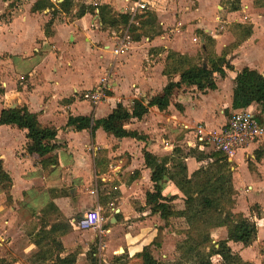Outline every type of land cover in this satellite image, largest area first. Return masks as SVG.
Returning <instances> with one entry per match:
<instances>
[{
	"label": "crops",
	"instance_id": "1",
	"mask_svg": "<svg viewBox=\"0 0 264 264\" xmlns=\"http://www.w3.org/2000/svg\"><path fill=\"white\" fill-rule=\"evenodd\" d=\"M64 1L0 0V89L4 90L0 95V115L4 109L27 106L38 115L43 127L59 130L57 143L62 145L49 155L56 163L44 168L42 159L31 149L26 130L15 125L0 126V164L13 182L10 202L6 194L0 193V245H5L3 242L13 248L16 244L25 245L16 242L26 241L24 231L30 228L32 215L54 203L65 219L77 223V226L72 224L73 231L59 238L66 249L61 257L79 249L76 263L86 264L91 258L94 239L92 234H87L89 230L80 229L84 217L81 213L96 206L103 210L104 205L115 206L116 202L120 219L138 218V221L129 227L134 229L131 233L125 229L126 225H122L124 229L118 226L121 221L114 216L111 222L118 225L102 229L101 234L118 230L120 237L102 247L124 252L126 247L129 255L125 264H142L138 254L156 242L155 239L145 244L151 236L147 231L157 232L155 238L168 231L165 228L162 232L159 227L166 222L146 209V195L154 191V183L153 170L146 166L144 152L161 158L171 155L178 140L190 139L185 127L202 123L208 129L218 130L226 123V113L233 110L236 73L249 67L264 74V1L259 4L255 0H240V10L232 11L220 0H149V10L136 17L133 26L138 29L134 33L130 31L128 49L117 57L113 54L116 35L126 27L105 29L97 7L109 5L113 14L129 15L137 0H73L70 13L59 7ZM83 6L95 7V13L79 17ZM49 22H53L52 35L47 37L45 26ZM234 24L249 25L251 36L246 40L238 38L235 31H230ZM205 36L214 41L216 55L239 40L238 47L227 57L234 72L226 78H217L216 90L186 88L175 93L168 110L161 112L153 107L143 120L125 126L150 139H118L102 129L93 137L90 131L74 132L66 127L69 116L102 119L119 103L129 108L136 100L148 104L151 98L163 93L169 82L163 74L169 52L188 57L198 40L205 52ZM107 74L113 85L109 98L94 104L87 94ZM178 80L179 77L175 79ZM217 97H221V102L215 103ZM249 109L261 110L258 105ZM153 129L160 133H154ZM17 136L20 145L15 144ZM77 137H82L83 143L75 148L73 141ZM213 164L218 171L227 170L233 175L234 212L242 213L258 228L253 245L245 247L230 242V247L246 263L264 264V140L231 159L225 157ZM186 165L189 177L201 166L195 158H188ZM161 184L165 196H177L174 202L182 206L176 209L182 210L185 196L169 180ZM21 209L24 215L19 212ZM211 233L217 241L227 238V229L222 225L212 226ZM30 245L33 248L34 244ZM115 251L104 255L105 264L111 261ZM216 258L220 263L221 258Z\"/></svg>",
	"mask_w": 264,
	"mask_h": 264
},
{
	"label": "trees",
	"instance_id": "2",
	"mask_svg": "<svg viewBox=\"0 0 264 264\" xmlns=\"http://www.w3.org/2000/svg\"><path fill=\"white\" fill-rule=\"evenodd\" d=\"M72 6L73 0H65L59 5L61 11L65 13H70ZM240 7V0H235L230 10L238 11ZM97 8L105 29H119V27H127L130 24L129 15L113 14L109 5H99ZM87 13H95V7H81L78 16H85ZM52 25L53 22H49L45 26L47 37L52 35ZM133 25H131V31L136 32L138 27ZM139 25H142L141 21ZM236 26L245 30L241 39L246 40L251 36V28L246 29L243 25ZM205 39L204 53L208 59V65H197L187 56L169 52L163 72L169 82L163 93L151 98L148 104L136 100L129 108L119 103L109 116L102 119H95L92 116H69L66 127L74 132L90 131L93 137L97 130L102 129L118 139L132 138L137 141H146L148 139L146 135L127 130L125 127L127 123L143 120L153 107L161 112L168 110L175 93L186 88L196 86L201 91L216 90V79L226 78L229 73L234 72V67L227 60L226 53L217 56L210 51V43L213 45L214 41L207 36ZM237 44L239 45V41ZM177 77L179 80L175 81ZM3 93L4 90L0 89V95ZM254 105L260 106L261 114L264 116V74L244 67L234 77L232 109L234 111L245 110ZM3 125H15L26 130V138L30 141L31 149L42 159L41 163L44 168L56 163V160L49 155L61 149L62 145L57 143L59 130L43 127L39 123L38 115L32 113L29 107L18 106L4 109L0 115V126ZM186 150L187 152L181 147H176L171 155L162 158L148 151L144 152L146 166L153 170L152 181L154 183V191L146 195V209H149L151 214H158L166 223L172 218H181L187 225V229L182 233L185 238L177 245L179 257L175 264H214V257H220L221 264H249L232 250L229 243H241L245 247H250L257 241L258 228L242 213L234 212L236 190L233 185V175L231 172L223 173L216 170L213 164V161L225 158V155L216 152L207 154L198 148L188 146ZM188 158H195L201 164L191 177L188 175L186 165ZM165 180L172 182L185 196L182 210H177L173 205L177 196L163 194L161 183ZM12 185L11 178L3 171L0 164V187L10 192ZM51 211L56 214V220H50L48 214ZM43 213L45 215L40 227L39 239L34 242L38 251L31 257L32 263L46 264L57 254V259H54L53 264H76L75 253L61 257L66 249L59 238L73 231L72 224L77 226V223L75 221L71 223V220L65 219L54 203L44 209ZM115 216L119 221L120 214ZM214 225H222L227 229L226 239L214 241L211 233V227ZM152 246V244L145 246L138 254V257L142 259V264H161L154 257ZM90 257L91 264H98L96 258L92 255Z\"/></svg>",
	"mask_w": 264,
	"mask_h": 264
},
{
	"label": "rangeland",
	"instance_id": "3",
	"mask_svg": "<svg viewBox=\"0 0 264 264\" xmlns=\"http://www.w3.org/2000/svg\"><path fill=\"white\" fill-rule=\"evenodd\" d=\"M255 1H256V3L261 4V3H263L264 0H255ZM220 3H222L223 6L225 5L227 7V10H230L232 4L235 3V0H220ZM240 5H241V1H240ZM249 11H251V10H249ZM148 16H150V13L148 14ZM244 16H245V14L243 15V17ZM138 17H140V15ZM228 27H226V28H228ZM230 27H231L230 31L231 32L235 31V33L238 34V38L243 37L244 32H245L244 29L238 28L235 24L231 25ZM245 27H246V29L250 28L249 25H245ZM133 32H134V30H133ZM134 37H136V36L133 35V38ZM237 41H239V40H237ZM195 45H196V48L194 49V51L191 55H188V57L191 58L193 63H196L197 65H202V64L208 65V59H206V54L203 52L199 40L197 42H195ZM210 45H211L210 51L215 54L216 53L215 48L213 47L212 43H210ZM237 47H238V44H237V42H235V43L229 45L226 50L220 51L219 54H217V55H221V53L224 51V53H226V56L228 57L229 53L234 48H237ZM221 100H222L221 97H217L215 100V103L221 102ZM132 105H133V103L131 104V106ZM233 112H235V111L229 110L226 113L227 120L232 115ZM149 125L151 126L152 124H149ZM152 131H154V133H156V134L160 133V131L155 130V129H153ZM151 133H153V132H151ZM103 134H105V132H103ZM159 135L161 136V134H159ZM151 136H152V134H151ZM148 137H149V139L151 138L150 136H148ZM100 140L104 141V138H101ZM188 140L189 139H186L183 142V138H182V139H180V141L178 140V142L175 143V145L177 147H181L185 152H187L186 142ZM20 142L21 141L18 139V136H17V139L15 140V144L20 145ZM82 143H83V138L77 137L73 141V144H74L73 146L76 148L78 145H82ZM215 169H216V167H215ZM223 173H227V170H226V172H223ZM3 182L6 183L5 181H3ZM0 191H1L0 193L6 194L5 198H7V202H10L11 201L10 192L2 189V187H0ZM174 203H173V205L177 209H179L182 206V205L181 206L177 205L178 202H176L175 204ZM48 207H49V205L46 208H48ZM112 207L114 208V210H111ZM118 207L119 206L117 205L116 202H115V206H109L107 204L103 206V210L101 212L102 218H103L102 229L108 230V229L116 227L118 225V223L115 221L113 223L111 222V219L114 218L117 210L120 209ZM91 208H93V207H91ZM43 210L40 213H35L32 215L33 216V222L31 224V226H29L30 228L27 231H24L25 234L27 235L26 241L17 240V242H16V243H21V242L23 243L24 242L25 245L16 244L14 246V248L11 244H9L7 242L6 243L3 242L2 244H5L3 246L0 245V264H13V263L17 264V262H21V264H33L31 261V257L38 251V249L35 245L33 246V248H31L30 244H34V242L39 239L38 235L40 233V227L43 223V221H42L43 216L45 215L43 213ZM86 210L87 209L83 210V212L81 213L82 216H84L83 214L86 212ZM19 212H21L24 215L23 209H21ZM48 215H50V217H49L50 220H56L55 219L56 214L53 213V211H51V213ZM46 217H48V216L46 215ZM76 217H77V219H79L80 215L76 216ZM21 218H23V217L20 214V219ZM120 221H121V223L118 226L126 225L127 227H125V229H127V232L131 231V233H133L134 229L129 228V227L132 226L131 224L137 222L138 218L137 219L136 218H130V219L126 220L125 217H123L122 219H120ZM172 221H173V224H170V222L164 223L165 226L159 227L160 229L162 228V232L165 231L164 230L165 228H168V231H166L165 234H161L159 236V238H155V236H157L158 233L154 232V230L150 229V232L147 231L151 236L148 238L149 240L145 241V244L150 243V242L153 243V241H155V239H156V242L153 243V246H152V253H153L154 257L158 261H160L161 264H175V261L179 257V253L177 251V245H178V243H180L185 238L184 234H182V233H183V231H185L187 229L186 223L180 219H177V218L172 219ZM16 222H20L19 224L21 225L20 220L17 219ZM50 223H53V222H50ZM170 225H171V227H170ZM122 228L124 229V226H122ZM48 229H50V227ZM87 234H92V237L94 239L93 245L91 246V248L92 247L93 248H92V251L90 254L91 255L93 254V257L98 260V264H105L103 262L104 255L106 256L107 253H112V251L114 249L116 251L114 254H111L113 258L111 259L110 262H108V264H125V262L127 261V257L129 255L128 252L126 251V247H124V249H125L124 253L121 252L118 248L107 247L106 249H103V247L109 241L114 240L117 237H120L118 230H115V232L113 231L112 234H101V232L99 230H92V231L89 230V232L87 231ZM214 241H217V240H214ZM101 247H102V249H101ZM78 252H80V250L76 249L74 252H69V253H75L77 256ZM92 252H95V253H92ZM88 253H89V251H88ZM101 255H103V257ZM54 259H57V254L54 255L52 260L47 261L46 264H53ZM216 259L217 258L214 257L213 262L215 264H221V262L218 263ZM86 264H91V261L89 260Z\"/></svg>",
	"mask_w": 264,
	"mask_h": 264
},
{
	"label": "built area",
	"instance_id": "4",
	"mask_svg": "<svg viewBox=\"0 0 264 264\" xmlns=\"http://www.w3.org/2000/svg\"><path fill=\"white\" fill-rule=\"evenodd\" d=\"M134 6V9L129 13L131 17L130 24L116 35V44L113 49V54L116 57L128 49L131 43V25L135 23L139 13L149 10L150 2L149 0H137ZM112 88L111 76L107 74L100 81L97 88L88 92L87 97L94 104H100L109 98L108 93L112 91ZM185 129L191 135L186 142L188 147L198 148L207 154L222 153L228 159L264 140V119L259 109H245L233 112L226 123L218 130L208 129L202 123L194 127H185ZM92 194H95V192L93 191ZM101 212L102 209L99 206L86 211L79 223L80 229L99 230L102 233L103 218Z\"/></svg>",
	"mask_w": 264,
	"mask_h": 264
},
{
	"label": "water",
	"instance_id": "5",
	"mask_svg": "<svg viewBox=\"0 0 264 264\" xmlns=\"http://www.w3.org/2000/svg\"><path fill=\"white\" fill-rule=\"evenodd\" d=\"M121 252H124V250L122 249Z\"/></svg>",
	"mask_w": 264,
	"mask_h": 264
}]
</instances>
